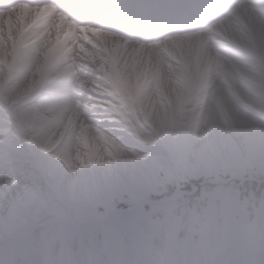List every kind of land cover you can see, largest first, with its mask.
Listing matches in <instances>:
<instances>
[{
    "label": "clouds",
    "instance_id": "clouds-1",
    "mask_svg": "<svg viewBox=\"0 0 264 264\" xmlns=\"http://www.w3.org/2000/svg\"><path fill=\"white\" fill-rule=\"evenodd\" d=\"M37 2L0 264H264V0Z\"/></svg>",
    "mask_w": 264,
    "mask_h": 264
},
{
    "label": "snow or ice",
    "instance_id": "snow-or-ice-1",
    "mask_svg": "<svg viewBox=\"0 0 264 264\" xmlns=\"http://www.w3.org/2000/svg\"><path fill=\"white\" fill-rule=\"evenodd\" d=\"M27 2V0H10L7 6H0V13L11 14L13 9L18 5ZM0 98L3 101H9L8 82L14 75L21 70L27 69L33 60V57L24 51L26 42L20 35H5L7 32V23L5 18L0 17ZM50 60L59 58V52H51ZM16 120V126L19 127L20 121L23 119L22 114L13 113ZM9 133L5 130L0 135L7 136ZM41 147H45V143H41Z\"/></svg>",
    "mask_w": 264,
    "mask_h": 264
},
{
    "label": "bare ground",
    "instance_id": "bare-ground-1",
    "mask_svg": "<svg viewBox=\"0 0 264 264\" xmlns=\"http://www.w3.org/2000/svg\"><path fill=\"white\" fill-rule=\"evenodd\" d=\"M27 2L18 5L11 14L0 13V17L5 18L7 23V32L4 33L6 36L20 35L24 37L46 15L43 6L37 0H27ZM0 32H3V29H0ZM130 75L131 84H129ZM145 75V69L137 71L133 66L130 72H120L118 78L125 89H138V86L143 83Z\"/></svg>",
    "mask_w": 264,
    "mask_h": 264
}]
</instances>
